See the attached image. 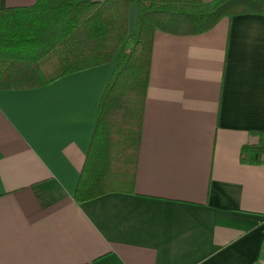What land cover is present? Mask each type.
<instances>
[{"label":"crops","instance_id":"crops-1","mask_svg":"<svg viewBox=\"0 0 264 264\" xmlns=\"http://www.w3.org/2000/svg\"><path fill=\"white\" fill-rule=\"evenodd\" d=\"M112 67L0 90V264H264V15L156 31L133 191L75 202Z\"/></svg>","mask_w":264,"mask_h":264},{"label":"trees","instance_id":"trees-1","mask_svg":"<svg viewBox=\"0 0 264 264\" xmlns=\"http://www.w3.org/2000/svg\"><path fill=\"white\" fill-rule=\"evenodd\" d=\"M136 17L128 33V7ZM264 15V0H34L0 8V90H31L113 62L99 98L73 200L131 193L141 138L153 34L197 35L220 19ZM239 159H264V131ZM264 162V161H263Z\"/></svg>","mask_w":264,"mask_h":264},{"label":"rangeland","instance_id":"rangeland-1","mask_svg":"<svg viewBox=\"0 0 264 264\" xmlns=\"http://www.w3.org/2000/svg\"><path fill=\"white\" fill-rule=\"evenodd\" d=\"M133 6V5H132ZM129 17V16H128ZM128 33H130V31L128 30Z\"/></svg>","mask_w":264,"mask_h":264}]
</instances>
